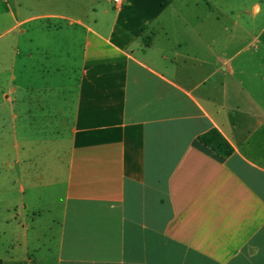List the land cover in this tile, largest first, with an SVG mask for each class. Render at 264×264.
<instances>
[{"label": "crops", "instance_id": "1", "mask_svg": "<svg viewBox=\"0 0 264 264\" xmlns=\"http://www.w3.org/2000/svg\"><path fill=\"white\" fill-rule=\"evenodd\" d=\"M89 1L16 7L0 264H264V81L244 13ZM212 129L227 158L198 143Z\"/></svg>", "mask_w": 264, "mask_h": 264}, {"label": "rangeland", "instance_id": "2", "mask_svg": "<svg viewBox=\"0 0 264 264\" xmlns=\"http://www.w3.org/2000/svg\"><path fill=\"white\" fill-rule=\"evenodd\" d=\"M67 1L69 4L75 2V0ZM80 2H85L87 5L91 3L89 0H80ZM207 2L215 6L216 10L224 11L230 20L236 19V10H241L244 13L240 16V20L247 31L245 42L249 45L253 40L252 48H256L257 51L256 68L259 69L264 81V0H207ZM63 4H67V2L64 0H0V88L8 86L10 83L9 75L4 73V68L9 67L13 54L12 42L16 32L8 31L14 26L17 17L15 15L16 7L21 6L20 18H25L37 13L46 14L61 10ZM256 6L259 7L258 12H255ZM65 8L67 7L65 6Z\"/></svg>", "mask_w": 264, "mask_h": 264}, {"label": "trees", "instance_id": "3", "mask_svg": "<svg viewBox=\"0 0 264 264\" xmlns=\"http://www.w3.org/2000/svg\"><path fill=\"white\" fill-rule=\"evenodd\" d=\"M198 143L204 148L209 149L218 158L224 159L232 154V148L221 134L212 129L197 139Z\"/></svg>", "mask_w": 264, "mask_h": 264}, {"label": "built area", "instance_id": "4", "mask_svg": "<svg viewBox=\"0 0 264 264\" xmlns=\"http://www.w3.org/2000/svg\"><path fill=\"white\" fill-rule=\"evenodd\" d=\"M114 3L121 5L122 4V1L121 0H114Z\"/></svg>", "mask_w": 264, "mask_h": 264}]
</instances>
